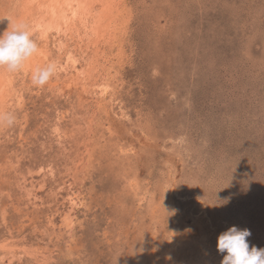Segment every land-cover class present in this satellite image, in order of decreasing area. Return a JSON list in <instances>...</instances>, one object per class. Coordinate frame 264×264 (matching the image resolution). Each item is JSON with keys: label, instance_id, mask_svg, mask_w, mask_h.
Returning a JSON list of instances; mask_svg holds the SVG:
<instances>
[{"label": "rangeland", "instance_id": "374dc122", "mask_svg": "<svg viewBox=\"0 0 264 264\" xmlns=\"http://www.w3.org/2000/svg\"><path fill=\"white\" fill-rule=\"evenodd\" d=\"M0 3V18L15 11ZM124 3L118 38L69 40L84 52L76 68L93 62L85 86L55 47L44 87L11 73L0 246L15 247L0 264H220L217 237L232 226L264 248V0ZM69 191L80 193L71 229Z\"/></svg>", "mask_w": 264, "mask_h": 264}, {"label": "bare ground", "instance_id": "6f19581e", "mask_svg": "<svg viewBox=\"0 0 264 264\" xmlns=\"http://www.w3.org/2000/svg\"><path fill=\"white\" fill-rule=\"evenodd\" d=\"M12 1L14 2V4L16 3L15 4L16 6L14 7L15 11H12V12L10 11L11 12L10 15L8 14V15L0 18V21L2 22V24L6 25L5 26L6 28H4V29L10 31V30H12V27H15L16 25L23 23V24H26L28 26V28L30 29L31 33H33V35L38 34V37H39L38 39H40V41L43 42V45L41 44V46L38 44L37 53H35L33 55V57H31L24 64V66L22 68V71L24 72V74L29 73L31 75V78H32L33 73L36 71V69L45 67V65L47 66V64L50 62V60L53 59V55H52V53L54 52V51L52 52L53 47L57 48V50L60 53L64 54L65 61H64L63 67H64L65 71L68 69L73 70L72 68H74V67L76 68V64L80 62V58H78V57L82 55V57L84 58L85 56L83 55L84 54L83 51L82 52L77 51V53H79L78 57H77L76 52H74V50H71V47L68 46V45H70L69 40H70V42H72L71 40H73L75 37L79 43H82V44L87 46L89 43H91V42L93 43V41H95L96 39L98 40L99 37L101 36V37L105 38L106 41L109 40V42H112L114 40V38H118V35L120 34L119 32L121 31L123 26H124V29H125V27L129 26L128 25L129 20L126 19L128 15L125 14L126 5L124 3V0H12ZM122 23H123V25H121ZM122 31H123V29H122ZM0 32H2V31H0ZM115 35H117V36L115 37ZM51 37H53V39ZM50 40L53 42V44L50 43ZM49 43L52 46L49 45ZM88 46H90V45H88ZM107 48H110V47H107ZM92 50H93V48H92ZM97 51H98V49H97ZM53 60H55V59H53ZM85 60H86V66H84L81 69L76 68L77 70H74V73L72 76V80H75L72 84L74 86H78L79 84L82 85V87L85 86L84 80L87 78L86 77L87 74L90 73L91 69H94L93 65H92L93 62L89 58H88V60L85 58ZM107 60H108V58H107ZM12 76L13 75H11V73L8 72L7 70L0 69V113H4V111H3L4 107L2 105L6 102V99L10 97L9 92L13 91V89H14L12 86L13 85L12 84L13 83ZM103 80H105V79H103ZM99 82H100V80H99ZM107 83H109V82H107ZM104 85H106V84H103V86ZM107 87H108V85L103 87V89L101 90L102 94H104L105 91L107 92ZM99 89H100V86H99ZM109 92H111V91H109ZM11 93H13V92H11ZM20 99L21 98H19L18 101H20ZM115 101H117V100H115ZM15 102H17V101H15ZM58 123H60V122H58ZM58 127H60V126L58 125ZM59 133L60 132L58 131V134ZM61 134L62 133H60L59 136H61ZM48 172L53 173L54 171L51 169V171L49 170ZM48 172H46L45 175L48 174ZM31 184L34 185L32 183V181H31ZM72 184L73 183H71L70 185H72ZM67 190H69V189H67ZM73 190H75V189H73ZM28 191L31 193L30 189H28ZM69 192L70 193H68V195H67V201H68L69 208H67L66 212L63 214V217H62L63 222H61V223H63L66 228L71 229L72 225L74 223L73 220L76 219V218L73 219V214L75 213L73 210H74V208H76L78 200L80 201V199H78V198H80L79 197L80 195L78 196V194H80V193L77 194L76 192H78V191H76V192L75 191H69ZM79 204H81V203H79ZM12 207H14V206H12ZM48 222H49V225L51 227L56 226L53 219L49 218ZM65 227H63V228H65ZM53 232H55V231H53ZM69 234H71V232ZM176 237L181 238L183 236L178 235ZM13 247H15V245L13 243L6 242L5 244H1L0 249L2 248L5 250H10L11 248L13 249ZM42 250L35 247V249L31 250V252H33L32 254L35 255L36 258H38V259L39 258L44 259L45 257H46V259H48L47 258L48 256H46L45 254H44L45 255L44 258L42 257L43 256Z\"/></svg>", "mask_w": 264, "mask_h": 264}, {"label": "clouds", "instance_id": "9594fccd", "mask_svg": "<svg viewBox=\"0 0 264 264\" xmlns=\"http://www.w3.org/2000/svg\"><path fill=\"white\" fill-rule=\"evenodd\" d=\"M38 51V45L26 24H18L12 30L0 34V69L10 73L21 70L24 64ZM57 66L49 63L38 68L32 75V84L42 88L54 77ZM16 117L12 113H0V126L11 127ZM248 229L235 226L228 228L217 237L216 249L225 253L220 264H264V248L250 247Z\"/></svg>", "mask_w": 264, "mask_h": 264}]
</instances>
